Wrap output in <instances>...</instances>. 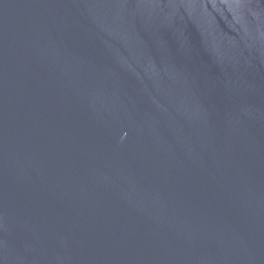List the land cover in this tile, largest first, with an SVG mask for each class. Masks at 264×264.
I'll list each match as a JSON object with an SVG mask.
<instances>
[{
    "label": "water",
    "instance_id": "1",
    "mask_svg": "<svg viewBox=\"0 0 264 264\" xmlns=\"http://www.w3.org/2000/svg\"><path fill=\"white\" fill-rule=\"evenodd\" d=\"M0 264H264V0H0Z\"/></svg>",
    "mask_w": 264,
    "mask_h": 264
}]
</instances>
